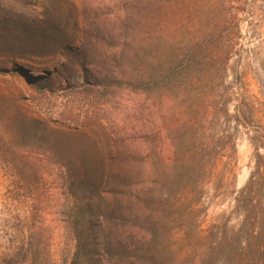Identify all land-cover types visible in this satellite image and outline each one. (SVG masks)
<instances>
[{
	"label": "rangeland",
	"instance_id": "rangeland-1",
	"mask_svg": "<svg viewBox=\"0 0 264 264\" xmlns=\"http://www.w3.org/2000/svg\"><path fill=\"white\" fill-rule=\"evenodd\" d=\"M209 87L264 132V0H0V264H97L98 222L145 224V180ZM230 132L238 190L252 129ZM210 194L204 227L231 202Z\"/></svg>",
	"mask_w": 264,
	"mask_h": 264
},
{
	"label": "trees",
	"instance_id": "trees-1",
	"mask_svg": "<svg viewBox=\"0 0 264 264\" xmlns=\"http://www.w3.org/2000/svg\"><path fill=\"white\" fill-rule=\"evenodd\" d=\"M197 96L204 105L180 123L174 150L165 156L160 152L159 171L143 185L146 199L160 201V208L137 211L145 219L142 225L130 220L98 222L85 243L96 248L97 264H264V132L256 121L257 108L240 98L230 114V95L217 88ZM235 127L252 129L253 146L249 176L238 190L230 132ZM114 177L111 190L103 193L116 200ZM210 193L212 198L228 194L231 202L227 213L204 227L202 204Z\"/></svg>",
	"mask_w": 264,
	"mask_h": 264
}]
</instances>
